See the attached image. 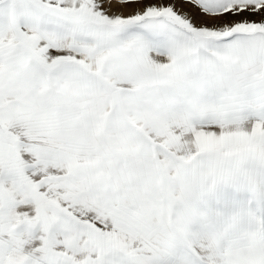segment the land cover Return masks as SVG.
<instances>
[{
    "label": "snow or ice",
    "instance_id": "1",
    "mask_svg": "<svg viewBox=\"0 0 264 264\" xmlns=\"http://www.w3.org/2000/svg\"><path fill=\"white\" fill-rule=\"evenodd\" d=\"M0 264H264V0H0Z\"/></svg>",
    "mask_w": 264,
    "mask_h": 264
}]
</instances>
